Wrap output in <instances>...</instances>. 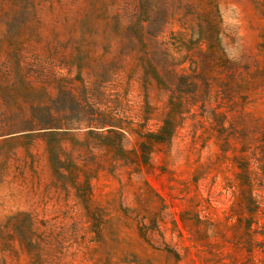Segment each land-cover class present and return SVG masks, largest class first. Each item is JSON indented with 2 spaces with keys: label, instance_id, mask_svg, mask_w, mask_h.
<instances>
[{
  "label": "rangeland",
  "instance_id": "obj_1",
  "mask_svg": "<svg viewBox=\"0 0 264 264\" xmlns=\"http://www.w3.org/2000/svg\"><path fill=\"white\" fill-rule=\"evenodd\" d=\"M0 264H264V0H0Z\"/></svg>",
  "mask_w": 264,
  "mask_h": 264
},
{
  "label": "trees",
  "instance_id": "obj_2",
  "mask_svg": "<svg viewBox=\"0 0 264 264\" xmlns=\"http://www.w3.org/2000/svg\"><path fill=\"white\" fill-rule=\"evenodd\" d=\"M168 119L164 121V124L162 125V127L160 128L159 132L158 133H155V134H148L147 136L148 137H152L154 141L156 142H161L167 138H169V136L171 135L172 131L171 129H168ZM62 125V124H61ZM61 125H59V123H57L55 121V118L52 114L48 113L46 114V116H42L41 119L37 120V127L39 129H45V130H48V135H53V134H57L59 132H62V133H66L68 132V129L67 127H61ZM106 126V123L102 124L101 127H105ZM109 126H113L109 129H106V132L107 134H103V133H100L99 135L100 136H103V137H107L108 134L110 133H114L116 135H120V136H123L122 132L121 131H117L114 126H117V125H114V124H109ZM118 127V126H117ZM114 128V129H113ZM119 128H122V127H119ZM92 133V132H91ZM140 149H141V152H145V150L147 149V145L146 143H141L140 144ZM117 150H120V148H118Z\"/></svg>",
  "mask_w": 264,
  "mask_h": 264
}]
</instances>
